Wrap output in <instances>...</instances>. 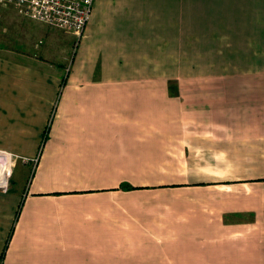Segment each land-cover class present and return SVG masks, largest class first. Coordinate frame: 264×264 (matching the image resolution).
Segmentation results:
<instances>
[{
    "label": "crops",
    "instance_id": "crops-1",
    "mask_svg": "<svg viewBox=\"0 0 264 264\" xmlns=\"http://www.w3.org/2000/svg\"><path fill=\"white\" fill-rule=\"evenodd\" d=\"M47 29L0 53V264H264V0H95L65 80Z\"/></svg>",
    "mask_w": 264,
    "mask_h": 264
},
{
    "label": "built area",
    "instance_id": "built-area-1",
    "mask_svg": "<svg viewBox=\"0 0 264 264\" xmlns=\"http://www.w3.org/2000/svg\"><path fill=\"white\" fill-rule=\"evenodd\" d=\"M95 0H0L22 18L69 32L77 37L84 33ZM19 162H29L13 153L0 151V191L6 192ZM34 162V163H33ZM37 159L32 160L33 170Z\"/></svg>",
    "mask_w": 264,
    "mask_h": 264
},
{
    "label": "rangeland",
    "instance_id": "rangeland-1",
    "mask_svg": "<svg viewBox=\"0 0 264 264\" xmlns=\"http://www.w3.org/2000/svg\"><path fill=\"white\" fill-rule=\"evenodd\" d=\"M13 11L14 10H12V8L4 7L0 3V53L5 51H10L26 56V20L28 19L22 18L16 12H15L16 14H14ZM194 16H196L195 19H192L191 21V25H192L191 41H193L195 37L194 33L197 32V29L195 28L197 27V23L199 21L197 19L198 16L197 15ZM28 21H32V20H28ZM51 28L52 27H50V29ZM50 29H47L45 33L41 34L42 36L41 40H44L42 48L44 49L46 54H52V56L45 55L44 57H46V59L48 60V62L46 61L47 63H50L53 60L55 62V59L57 60V58L61 57L59 53H62V56L67 58L64 66L65 67L64 80H65V77L67 76L66 74H68V71L71 66L72 57L75 54L76 48L82 36L77 37L69 32H65L57 28H52L53 30ZM191 47L194 48L193 45H191ZM55 49L57 50V52L55 51ZM41 54L44 55L43 52H41ZM53 54L56 55L54 56ZM170 85H175V82L170 81ZM19 163L26 164V162H19ZM32 165H31V172L33 173Z\"/></svg>",
    "mask_w": 264,
    "mask_h": 264
},
{
    "label": "trees",
    "instance_id": "trees-1",
    "mask_svg": "<svg viewBox=\"0 0 264 264\" xmlns=\"http://www.w3.org/2000/svg\"><path fill=\"white\" fill-rule=\"evenodd\" d=\"M172 92V91H171Z\"/></svg>",
    "mask_w": 264,
    "mask_h": 264
}]
</instances>
